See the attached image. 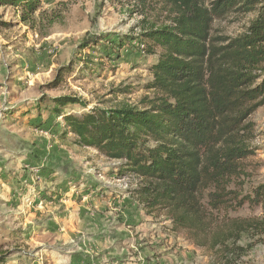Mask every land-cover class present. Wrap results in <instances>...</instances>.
Listing matches in <instances>:
<instances>
[{"label": "trees", "instance_id": "1", "mask_svg": "<svg viewBox=\"0 0 264 264\" xmlns=\"http://www.w3.org/2000/svg\"><path fill=\"white\" fill-rule=\"evenodd\" d=\"M41 1L0 0V6L30 22ZM141 3L138 34L105 43L99 36L82 38L79 48L100 45L107 57H118L135 40L142 53L157 55L146 83L152 97L142 106L120 102L76 114L64 108L87 104L75 95H58L45 108L54 118L62 116V136L70 132L74 144L123 161L119 175L137 179L129 194L147 215L164 214L172 231L233 264L264 242V182L248 190L243 183L239 190L232 187L242 161L254 154L257 133L249 117L264 105V0ZM250 12L255 15L236 35L212 34L215 20ZM35 148L44 151L45 144ZM244 204L259 207L260 214H230Z\"/></svg>", "mask_w": 264, "mask_h": 264}, {"label": "rangeland", "instance_id": "2", "mask_svg": "<svg viewBox=\"0 0 264 264\" xmlns=\"http://www.w3.org/2000/svg\"><path fill=\"white\" fill-rule=\"evenodd\" d=\"M141 8V0H42L33 20L25 22L18 10L0 6V168L3 167L0 172H12L14 180H19L22 169L40 177L41 169H47L40 163L46 164L48 153H52L53 148L49 144H52V139L61 137L66 142L58 148L63 158L51 156L47 163L49 171L63 167L72 175H81L82 179L75 181L76 192L87 187L85 180L94 175L100 185L109 190L105 193L111 189L120 195L131 192L138 181L134 176L119 175L123 161L107 159L94 148L74 144V135L70 132L65 131L66 135L62 136L65 127L62 116L54 118L53 122L45 105L51 104L52 97L75 95L87 106L67 105L64 111L79 114L92 107H111L120 102L142 106L145 97H152L153 92L146 88V83L151 80L149 68L157 55L142 53L135 40L120 49L118 57L114 54L107 57L100 45L79 48L82 38L99 36L102 39L98 42L105 43L111 37L138 34L140 28L137 25L143 16L136 9ZM254 15V12L230 14L215 20L212 34L234 36ZM58 73L57 84L49 88L48 84ZM38 115H44L45 121L49 119L52 125L41 126ZM249 119L255 123L257 136L251 142L254 154L242 161L241 175L232 182V187L238 190L241 183L243 189L248 190L264 182V105ZM56 125L60 127L52 131L51 127ZM58 128L60 135L56 132ZM42 143L45 144L44 151L34 149L35 146L40 148ZM39 156L42 157L39 161L32 160ZM67 177L65 175L64 179ZM47 180L45 178L41 182L47 189L58 182V179ZM12 183L10 196L14 192L17 198H13L12 204L16 201L18 204L19 200L18 206L24 209L35 204L39 192L34 185L26 186L24 183L23 191L16 188L15 182ZM80 185L82 187L78 188ZM50 193L38 197L36 204L40 205L41 198H52ZM105 193L102 195H108ZM8 199L7 195L2 201L10 202ZM260 212L259 207L251 208L244 204L230 214L247 216ZM14 227L10 224L0 227V246L5 261L20 245L23 229ZM144 227L145 230L137 233V238L134 236L141 246L152 252L147 257L143 256V264H224L213 252L194 245L186 233L172 231L170 222L162 213L151 215L141 229ZM125 240L130 241L129 238ZM150 243H154L153 246ZM124 249V257L128 261L140 262L137 257L143 255L142 252L139 254L127 246ZM233 264H264V242L253 246Z\"/></svg>", "mask_w": 264, "mask_h": 264}, {"label": "crops", "instance_id": "3", "mask_svg": "<svg viewBox=\"0 0 264 264\" xmlns=\"http://www.w3.org/2000/svg\"><path fill=\"white\" fill-rule=\"evenodd\" d=\"M51 118L54 122L53 115ZM45 120L44 115H38L41 126L52 125L49 119ZM57 127L60 125L52 126L51 130ZM56 130L59 135L61 130ZM52 140V144H49L53 148L50 154L53 158H63V153L58 148L66 142L61 137ZM49 159L50 157L46 164L41 159V163L37 162L47 168L41 169L40 177H34L32 172L22 169L19 180H14L12 172H0V227L10 224L14 228L23 229L20 245L16 247L18 251L12 252L4 264H135L124 257L126 246L132 247L139 254L143 253L137 257L140 260L138 264H143L144 257L152 252L141 246L136 238L140 230H145L146 227H141L150 215L145 213L128 191L120 195L111 189L109 193H105L109 190L100 185L96 175L85 180L87 187L76 192L75 181L81 180L82 176L78 173L72 175L73 173L66 172L63 167L49 171ZM34 160L39 161V158ZM65 175L69 178L64 179ZM45 178H48L47 181L58 179V182L47 189L41 183ZM12 182H15L17 189L23 191L24 183L26 186L34 185L39 192L36 202L39 201L38 197L50 192H53L50 193L52 198H41L40 205L35 202L24 209L18 206L19 200L18 204L17 201L12 204L13 198L17 200L16 193L13 192L10 196V186H14ZM104 193L108 195L103 196ZM7 195L11 201H2L3 198L6 200ZM127 238L130 241H126ZM153 244L150 243L152 246Z\"/></svg>", "mask_w": 264, "mask_h": 264}]
</instances>
